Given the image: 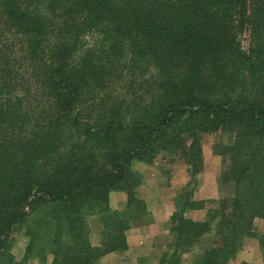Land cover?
Instances as JSON below:
<instances>
[{
	"label": "trees",
	"instance_id": "1",
	"mask_svg": "<svg viewBox=\"0 0 264 264\" xmlns=\"http://www.w3.org/2000/svg\"><path fill=\"white\" fill-rule=\"evenodd\" d=\"M245 24L242 51L236 35ZM3 31L18 38L23 70L0 46V264H26L10 253L25 222L33 225L25 254L40 261L97 264L126 250L139 205L132 162L176 152L193 176L202 168L200 134L217 129L232 134L213 146L225 159L217 184L229 192L204 220L184 215L206 208L204 199L190 190L176 196L171 253L160 264H182L205 237L189 264H228L242 238L256 235L254 220L264 217V0H0ZM112 190L128 195L126 217L111 210Z\"/></svg>",
	"mask_w": 264,
	"mask_h": 264
},
{
	"label": "rangeland",
	"instance_id": "2",
	"mask_svg": "<svg viewBox=\"0 0 264 264\" xmlns=\"http://www.w3.org/2000/svg\"><path fill=\"white\" fill-rule=\"evenodd\" d=\"M94 40L93 35L85 38V43L91 44ZM236 40L239 49L247 51L250 43V29L248 24H245L241 31L236 35ZM0 46L8 52L9 65L13 70L18 72L23 70V63L21 59V51L19 50L18 38L12 33L3 31L0 35ZM232 139L231 132L227 130L217 129L211 132L200 134V145L202 149V168L195 175L190 174L189 165L185 158L176 152L159 151L153 153L145 160H134L131 164L132 172L135 174V186L133 188V197L139 205L134 206L137 211V219L130 220V227L136 225H151L153 222V213L149 207L148 199H153L161 191L172 192L175 190L174 204L176 206V196L185 191L190 190L195 199H199V195H210L204 198L207 203L204 208V215L202 219L209 217L208 209L215 205L216 200L221 196L227 194L228 188L221 189L217 184V176L225 167V159L223 156L216 154L213 146L228 143ZM216 180V184H215ZM128 204V195L120 190H112L109 193V205L111 210L122 213V217H126L130 211L126 210ZM209 207V208H207ZM191 210V209H190ZM187 210L184 215L188 217ZM201 210V209H194ZM189 213V212H188ZM172 215V214H171ZM171 217V216H170ZM162 225H171V218ZM190 218V217H189ZM211 219V215L210 218ZM91 234L90 240L92 244L96 245L101 239L100 231L102 229L99 217H90L88 219ZM32 223L25 222L22 224L21 230H16L11 235L10 253L13 254L14 259L24 262L26 264H52L51 256H47L45 261H40L36 254H25L26 245L30 241V233L28 228ZM128 230V229H127ZM254 231L256 235H246L242 238L241 246L238 249L233 259L228 264H240L245 261L249 264H264V248L261 243L264 241V217L254 220ZM31 232V230H30ZM171 233V231H170ZM172 235V233H171ZM171 240L158 248L150 250L144 254L133 256V260L129 264H160L161 259L171 253ZM208 237H205L198 245L194 246L190 251L182 254V264H189L191 257L197 254L200 249L210 242ZM126 250L118 251L120 255ZM111 258L105 264H125L122 256ZM122 262V263H121ZM97 264H102L99 260Z\"/></svg>",
	"mask_w": 264,
	"mask_h": 264
},
{
	"label": "crops",
	"instance_id": "3",
	"mask_svg": "<svg viewBox=\"0 0 264 264\" xmlns=\"http://www.w3.org/2000/svg\"><path fill=\"white\" fill-rule=\"evenodd\" d=\"M216 184V180H215ZM155 198L148 199V204L153 213V222L151 225H136L126 230V241L128 248L120 255L118 252H110L105 254L101 259V263L110 261L111 258H117L119 255L123 257L125 264H129L133 260V256L150 252V250L160 247L171 240L170 226L162 225L166 222L175 210L174 196L175 190L172 192L161 191L156 193ZM210 195H199V199L208 198ZM189 212V213H188ZM187 216L199 220L203 218L204 209L190 210ZM122 263V262H121Z\"/></svg>",
	"mask_w": 264,
	"mask_h": 264
}]
</instances>
